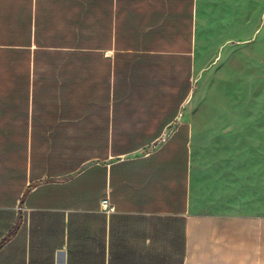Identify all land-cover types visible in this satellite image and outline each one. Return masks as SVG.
<instances>
[{
    "label": "crops",
    "instance_id": "0c3cea01",
    "mask_svg": "<svg viewBox=\"0 0 264 264\" xmlns=\"http://www.w3.org/2000/svg\"><path fill=\"white\" fill-rule=\"evenodd\" d=\"M245 15L257 32L259 0H0V264L154 255L166 218L183 264H264V215L198 189L190 147L198 43Z\"/></svg>",
    "mask_w": 264,
    "mask_h": 264
},
{
    "label": "rangeland",
    "instance_id": "374dc122",
    "mask_svg": "<svg viewBox=\"0 0 264 264\" xmlns=\"http://www.w3.org/2000/svg\"><path fill=\"white\" fill-rule=\"evenodd\" d=\"M259 4L257 32V23L245 15L238 42L220 32L200 40L196 92L187 103L197 188L242 194L244 213L254 215H264V0ZM156 224L148 232L160 249Z\"/></svg>",
    "mask_w": 264,
    "mask_h": 264
},
{
    "label": "trees",
    "instance_id": "16d2710c",
    "mask_svg": "<svg viewBox=\"0 0 264 264\" xmlns=\"http://www.w3.org/2000/svg\"><path fill=\"white\" fill-rule=\"evenodd\" d=\"M159 222L161 225H159L157 235L159 238L165 239L167 242L166 245H169V250H148L149 252L154 253V255L149 254L146 256H140L138 250L131 249L128 254H126L124 260H111L107 264H183L185 250L183 220L178 218H166ZM77 264H105V262L104 260L91 262L85 257L84 261H79Z\"/></svg>",
    "mask_w": 264,
    "mask_h": 264
},
{
    "label": "built area",
    "instance_id": "2783aa9c",
    "mask_svg": "<svg viewBox=\"0 0 264 264\" xmlns=\"http://www.w3.org/2000/svg\"><path fill=\"white\" fill-rule=\"evenodd\" d=\"M101 211L106 215H110V214L114 213V207L108 201V199H104L101 201Z\"/></svg>",
    "mask_w": 264,
    "mask_h": 264
}]
</instances>
